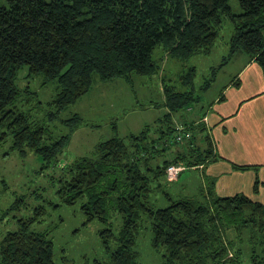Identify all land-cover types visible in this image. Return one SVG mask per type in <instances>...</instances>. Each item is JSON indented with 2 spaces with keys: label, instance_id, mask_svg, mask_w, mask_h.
Instances as JSON below:
<instances>
[{
  "label": "trees",
  "instance_id": "1",
  "mask_svg": "<svg viewBox=\"0 0 264 264\" xmlns=\"http://www.w3.org/2000/svg\"><path fill=\"white\" fill-rule=\"evenodd\" d=\"M238 2L239 13L228 0H7L0 5V144L10 140V150L34 151L50 167L61 163L73 131L84 123L76 113L61 119L68 131L59 134L24 110L21 100L29 98L28 90L15 82L23 65L28 75L40 73L44 81L57 82L48 102L53 120L89 90L94 75L130 81L133 74L154 72L157 46L180 60L209 52L227 17L234 30L225 60L243 53L257 61L264 76V0ZM194 76V67L181 76L189 91L164 88L168 111L152 133L146 125L127 138L100 140L92 154L65 163L51 176L60 203L81 201L84 224L93 219L107 223L113 211L121 215L117 233L110 226L99 231L110 255L95 264H143L135 244L144 221L150 223L151 245L162 249L163 264H264V202L244 193L218 195L213 178L198 196L173 199L166 192L167 206L151 202L154 192L164 191L165 181L174 180L167 177L168 166H182L181 172L217 159L203 122L178 119V124L172 118L190 100H199L192 95ZM213 77L199 87L206 88ZM178 129L190 135L176 140ZM258 185L255 179L254 191ZM34 219L19 218L17 228L1 236L0 264H55L53 241L30 229Z\"/></svg>",
  "mask_w": 264,
  "mask_h": 264
},
{
  "label": "rangeland",
  "instance_id": "2",
  "mask_svg": "<svg viewBox=\"0 0 264 264\" xmlns=\"http://www.w3.org/2000/svg\"><path fill=\"white\" fill-rule=\"evenodd\" d=\"M228 3L234 13L241 12L238 0H228ZM0 5H7V0H0ZM233 30L232 22L225 17L211 50L195 53L186 60L171 57L162 46H157L152 52L154 72L133 74L130 81L122 77L101 80L94 75L89 90L58 112L53 120L47 115L53 110L49 108L48 102L57 91V82L44 81L40 73L28 75V68L23 65L15 82L20 89L28 90L29 98L21 100L24 110H28L33 118L45 122L53 132L59 134L68 131V126L62 124L61 119L76 113L84 123L72 133L61 163L50 167H44L42 157L34 151L20 153L10 150V140L0 144V217L18 199L16 207L0 219V238L6 231L17 228L19 218L35 217L30 229L45 232L51 238L55 264H95V260L107 261L110 252L106 250L99 231L110 226L117 233L122 225L121 215L113 211L107 223L93 219L84 224L86 216L81 209V201L60 203L55 191L56 182L52 181L51 176L65 163L92 154L95 144L100 140L113 136L127 138L131 133L140 132L146 125L150 126L152 133L158 119L168 111L164 88L189 91L190 86L182 85L181 76L191 67L195 68L192 95H198L199 100H190L173 113L172 118L191 121L200 117L220 93L234 67V61L227 63L228 59L225 60ZM221 63H224L222 68ZM212 77L214 79L206 88L199 87ZM195 134L199 143L200 134L198 131ZM155 160L158 162V159ZM204 175L200 169L185 168L174 180L163 183L160 188L163 192L157 191L151 195L153 206L164 207L170 203L166 192L173 199L198 196L205 181ZM151 238L150 223L144 221L136 237L137 258L143 264H163L162 249L156 250L151 245ZM109 246L115 249L116 242L111 240Z\"/></svg>",
  "mask_w": 264,
  "mask_h": 264
},
{
  "label": "crops",
  "instance_id": "3",
  "mask_svg": "<svg viewBox=\"0 0 264 264\" xmlns=\"http://www.w3.org/2000/svg\"><path fill=\"white\" fill-rule=\"evenodd\" d=\"M262 35L264 38V29ZM231 61L235 64L228 81L203 114L193 119L203 122L217 156L197 169L205 174L204 182L213 178L218 195L244 193L264 202L263 70L254 58L243 53L234 54L226 62ZM255 179L259 180L257 191L253 189Z\"/></svg>",
  "mask_w": 264,
  "mask_h": 264
},
{
  "label": "built area",
  "instance_id": "4",
  "mask_svg": "<svg viewBox=\"0 0 264 264\" xmlns=\"http://www.w3.org/2000/svg\"><path fill=\"white\" fill-rule=\"evenodd\" d=\"M179 130V129H178ZM183 135H185V137H188L190 135V133H182L180 132H177L176 135H175V139L176 140H180ZM182 166H178V165H170L168 166L166 172H167V177L169 179H175L177 176H178V173L180 172V170H182Z\"/></svg>",
  "mask_w": 264,
  "mask_h": 264
}]
</instances>
